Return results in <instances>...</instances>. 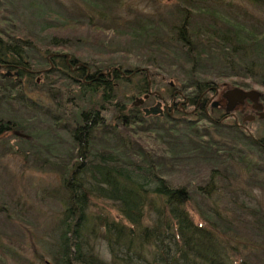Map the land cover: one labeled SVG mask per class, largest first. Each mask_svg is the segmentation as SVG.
Wrapping results in <instances>:
<instances>
[{"label":"trees","instance_id":"1","mask_svg":"<svg viewBox=\"0 0 264 264\" xmlns=\"http://www.w3.org/2000/svg\"><path fill=\"white\" fill-rule=\"evenodd\" d=\"M255 1L264 4L263 1ZM181 7L185 13L181 15L179 27L171 32L178 37L180 52L159 45V49L165 51L161 55L163 60L148 51L146 56L153 62L156 71L168 67L176 70L177 81L180 76L187 80L183 87L194 90L188 94V108L212 125L214 133L223 135V126L219 121L209 116L204 108L196 109V104L202 93L213 85L205 83L209 78H235V84L246 89L254 87V84L264 86V73L254 72L258 66L264 70V32L248 30L238 22L224 20L217 11L210 15L218 20L193 26L191 0L182 2ZM40 9L36 8L38 16H30L32 20L27 22L13 16L0 3V91L3 92L1 98L8 104L12 105L14 100L20 98L22 106L37 112L42 109V105L37 99L26 97L28 89L44 91L53 99L60 97L59 93H65L66 90L69 96L71 87L79 83L78 106L73 105L76 111L70 108L72 102L65 104L67 108L62 107L61 103L62 106L58 105L59 116H54L55 124L68 126L74 151L67 162L51 163L45 159L50 163L49 166L61 172L66 195V199L61 198L65 208L55 226L57 238L52 253L53 262L245 264L246 260L237 262L234 259L231 254L234 248L221 234L230 231L228 226L221 231L216 216L210 213L204 216L201 223L192 218L187 208L193 198L189 189L186 185H175L167 178L166 171L169 168L146 143L148 139L160 141V144L169 148L167 155L173 158L179 154L175 151L186 147L185 150L190 154L193 152L197 156L226 162V169L230 161L245 163L238 143L256 146L263 151L261 141L264 139L257 140L244 135V130L235 125L230 127L233 139L230 144L222 139H214L208 129L202 131L193 121H186L184 128L177 123L168 125L160 116L146 115L141 104L133 103L132 108L126 111V107H121L115 101L116 87L112 81L117 78L120 82H131L130 78L122 75L121 65L101 62L100 65H107L110 75L100 76L96 80L94 74L97 71L89 77H86L84 68H80L79 72L71 71L72 66L75 67L80 60L76 58L80 51H76L75 46L69 43V36L71 33H86L87 38L98 41L116 35L114 38L120 41L129 40L130 47L141 44L144 48L149 43V37H159L160 29L154 27L155 31L151 32L152 27L148 24L142 26V30L125 33L114 28L111 33L110 26L93 19L80 21L66 18L57 11ZM164 26L161 22V29L166 28ZM64 50H70L73 54ZM83 55L79 53L81 58ZM45 65L48 68H43ZM130 73L140 78L135 87L138 95L148 94V99H158V94H150V90L161 94L151 71L130 70L127 74ZM52 75L57 77L54 83L51 82ZM58 81L65 84H59ZM70 81L74 83H68ZM75 98L70 97V100L75 103ZM80 102L85 106L80 107ZM105 105L116 108L112 122L103 115L107 108ZM61 110L64 112L61 113ZM165 117L168 122H172L171 117ZM150 118H156L158 122L148 123ZM11 133L24 140L31 136L25 132L23 121L12 117L1 120L0 137ZM96 136L104 144L94 150L93 140ZM96 197L106 199L113 205L108 215L103 213L95 216L89 213ZM97 237L106 242L110 260L100 254L95 242ZM14 261L1 260L0 264H34L26 258Z\"/></svg>","mask_w":264,"mask_h":264},{"label":"rangeland","instance_id":"2","mask_svg":"<svg viewBox=\"0 0 264 264\" xmlns=\"http://www.w3.org/2000/svg\"><path fill=\"white\" fill-rule=\"evenodd\" d=\"M184 1L0 0V3L13 16L27 22L32 20L30 16H38L35 9L41 8L40 11L42 9L57 11L66 18H76L80 21L93 19L110 26L111 33L115 29L125 33L142 30L141 27L148 24L152 27L151 32L155 31L154 27L160 29L159 37L146 38L149 43L144 48L141 44L130 47L129 40L120 41L114 38L116 35L110 36V39L97 41L95 38H87L86 33H71L69 43L75 46L76 51L84 53L81 58L80 52H77L76 58L80 59L79 62L91 66L92 72L105 70L107 63L110 62L121 65V69L142 68L148 73L151 71L159 92L166 99L171 100L174 90L183 91L186 97L194 90L183 87L187 83L183 76H180L179 81L176 80V70L166 67L160 68L162 72L156 71L153 62L147 58L146 54L147 51L155 53L157 59L163 60L161 55L165 51L160 50L159 45L180 52L178 37L171 32L179 27L181 15L185 13V10L181 9ZM191 4L194 9V13L191 14L193 26L194 24H210L215 19L210 13L215 14L214 12L217 11L224 20L230 19L248 30L256 29L264 32V4L257 3L255 0H191ZM161 22L166 28L161 29ZM202 41L205 42L204 39ZM64 52L73 54L70 50H64ZM101 62L107 65H100ZM43 68H48V65ZM262 70V66H258L255 67L254 72L261 74L264 73ZM164 76L166 78L163 79ZM55 77V75L51 76V82L56 81ZM130 79V83L117 81V78L112 79L116 87L115 101L121 107H126V111L132 108L137 98L144 97L135 92L140 78L135 75ZM207 80L205 82L207 84L218 85L221 93L236 88L235 78ZM58 82L65 84L62 81ZM173 82L175 85L172 88L169 83ZM68 83L72 84L74 81ZM78 84L71 87L72 93L69 92V96L67 90L65 93L61 90L62 93L57 92L60 97L53 99L44 91L28 89L26 97H33L42 105V109L37 112L22 106L20 98L14 100L12 105L8 104L1 98L3 92L0 91V123L3 119L16 118L24 122L25 132L31 134L26 140L17 138L14 133L0 137V261L15 262V259L26 258L34 264H46V260L53 262L52 253L55 251L57 238L55 226L65 208L61 198L66 199V195L61 172L49 166V162H67L74 151L68 126L55 124L54 116H59L58 105L62 106L61 103H63L62 107L67 108L65 104L72 102L70 108L76 111L73 105L78 106ZM253 86L249 89L264 95V86L257 84ZM74 96L75 103L70 100V97ZM220 96L224 106L222 109L213 110L211 116L223 126V135L214 133V127L195 114L177 111L171 117V123L166 120V117H163V122L168 125L177 123L184 128L186 121H193L202 131L208 129L214 139H222L232 144L230 127L236 124L233 117L222 118L227 111L228 102L224 96ZM179 99L184 100L181 96L178 97ZM155 100V98L146 100L142 107L154 105ZM84 106L85 104L81 103L80 107ZM237 107L238 105L235 106L236 109ZM187 110L192 111L189 108ZM62 111L64 112L61 110V113ZM115 112L114 106H107L103 115L112 122ZM247 115L249 113L240 115V122ZM63 122L67 124V121L63 120ZM147 122L156 124L158 120L150 118ZM246 125L247 130L242 129L244 135L257 140L264 139L263 117L257 115L253 120H246ZM100 139L96 136L93 140L94 150L104 144ZM146 144L148 148L157 152V157L169 168L168 172L166 171L167 178L173 184L186 185L189 189L193 198L187 204V208L192 218L201 223L204 216L213 214L216 216V221H219L218 227L221 231L227 226L230 229L229 232H221V234L234 248L231 249V254L237 262L246 260L245 264L252 262L264 264V150L238 143L245 163L238 162V164L230 161L225 169L226 162L221 163L213 158L197 156L193 152L190 154L185 150L186 147L183 148L184 150L175 151L179 154L177 158H173L170 154L167 155L169 148L160 144V141L148 139ZM261 144H264V141H261ZM233 145L237 146L235 143ZM262 147L264 148V145ZM162 155L164 157H161ZM46 158L50 161L46 162ZM112 206L106 199L96 197L90 205L89 213L95 216L103 215V213L108 215ZM95 242H97L98 250L101 251L100 254L104 255L106 260H110L111 255L106 242L98 237Z\"/></svg>","mask_w":264,"mask_h":264},{"label":"flooded vegetation","instance_id":"3","mask_svg":"<svg viewBox=\"0 0 264 264\" xmlns=\"http://www.w3.org/2000/svg\"><path fill=\"white\" fill-rule=\"evenodd\" d=\"M72 65V64H71ZM80 68H84L86 70V77H89L90 75L93 74L92 72V67L89 65H85L83 62H78L77 65L75 67L72 66L71 71L73 72H79ZM142 68H137L134 71L139 72ZM144 70V69H142ZM127 71V72H126ZM128 72H130L129 69H121V73L124 77L130 78L133 76L132 73L127 74ZM135 74V73H134ZM106 75H110V70L106 69L105 70H97V73L94 74V79H98L100 76H106ZM135 76V75H134ZM84 76V80L86 78ZM151 84V83H150ZM172 86H174L175 84L171 83ZM151 86V85H150ZM236 87L241 88L244 91H250V89H246L244 87H240L238 85H236ZM150 90V89H149ZM258 99L257 100H253V98L249 95L247 97L244 98V103L243 104H238L237 109L234 108V110L232 112H227L225 111L223 114V117H233L235 120V124L238 125L241 129H245L247 130V125H246V120L245 118L240 122L239 117L240 115H243L244 113H249V115H253L254 119L256 118L257 115H260L261 117H263L264 114V95H262V93L258 92ZM150 94L151 95H155L158 94V99L155 100L154 105L152 106H156V105H160L161 109H162V113H158L156 115L153 116H160V117H165V116H169L172 117L173 114L179 110H182L184 113H189V114H193L194 111H188V103L190 98L186 97L183 92L176 90L173 94V99L168 100L165 97H163L160 93H158L157 91H152L150 90ZM208 94H210V96H208ZM178 95H180L182 98H184V100H178ZM224 96L225 93H221L220 87L217 85H210L200 96L197 104H196V109L200 108H204L205 112L210 116L213 110H217L219 108L222 109V106H224V104L222 103L223 99L221 98V96ZM145 96V95H144ZM150 96V95H149ZM216 98H218L216 100ZM225 98V96H224ZM148 99V98H147ZM144 101L143 104L144 105L146 100ZM222 99V100H220ZM226 99V98H225ZM227 101V99H226ZM137 102V99H136ZM228 102V101H227ZM226 102V104H227ZM261 103L262 104V109H257L256 104L257 103ZM135 104V102H134ZM151 107V106H149ZM146 107H143V110ZM252 113V114H251ZM212 117V116H211ZM213 118V117H212ZM264 118V117H263ZM214 119V118H213ZM264 145V144H262Z\"/></svg>","mask_w":264,"mask_h":264},{"label":"water","instance_id":"4","mask_svg":"<svg viewBox=\"0 0 264 264\" xmlns=\"http://www.w3.org/2000/svg\"><path fill=\"white\" fill-rule=\"evenodd\" d=\"M260 1L264 2V0H260ZM149 87H150V85H149ZM249 95L253 98V100H257L259 93L256 90L244 91L241 88H237V87L228 90L224 95L228 101L227 112H232L236 105L243 104L244 98L249 96ZM148 97H149V95L146 94L143 98H137V102H135V104H137V105L143 104L145 99H147ZM256 106H257V109H259V110L262 109L261 103L258 102L256 104ZM162 112L163 111H162L160 105L144 108V113L148 116L149 115H156V114L162 113ZM263 117H264V114H263ZM253 119H254L253 115H247L245 117V120H253ZM45 263L46 264H53L50 260H46Z\"/></svg>","mask_w":264,"mask_h":264}]
</instances>
